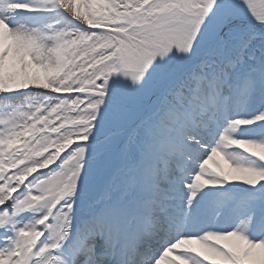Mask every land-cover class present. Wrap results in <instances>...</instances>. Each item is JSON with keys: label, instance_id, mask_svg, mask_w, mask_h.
I'll return each instance as SVG.
<instances>
[{"label": "snow or ice", "instance_id": "6c2138e0", "mask_svg": "<svg viewBox=\"0 0 264 264\" xmlns=\"http://www.w3.org/2000/svg\"><path fill=\"white\" fill-rule=\"evenodd\" d=\"M0 264H264V0H0Z\"/></svg>", "mask_w": 264, "mask_h": 264}]
</instances>
